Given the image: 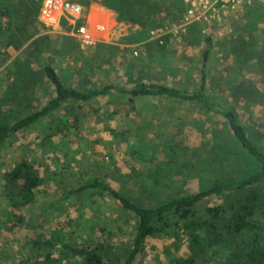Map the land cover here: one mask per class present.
<instances>
[{
  "label": "rangeland",
  "instance_id": "1",
  "mask_svg": "<svg viewBox=\"0 0 264 264\" xmlns=\"http://www.w3.org/2000/svg\"><path fill=\"white\" fill-rule=\"evenodd\" d=\"M171 1L158 2L159 9L145 16L148 22L142 26L116 21L101 0H79L78 23L105 27L85 45L68 20H44L42 0H0V121L12 123L52 95L42 71L47 64L65 87L79 90L158 83L194 91L201 53L209 44L203 64L206 96L216 109H233L264 151V3L223 10L209 22L186 25L159 45L148 39V30L177 24L178 18L168 13L182 4ZM230 146L217 114L193 103L153 96L128 99L115 89L64 103L0 145V264H32L38 256L31 242L55 226L63 227L68 243L104 241L96 252L108 264H121L130 246L132 218L98 189L73 190L87 179L101 178L135 203L153 204L206 186L214 177L224 181L252 170ZM19 159L30 163L39 184L32 202L13 205L1 191L2 175ZM247 189L200 202L193 210L201 216L206 207H234ZM172 222L145 239L135 264H168L163 248ZM231 257L227 247L219 246L213 264H234Z\"/></svg>",
  "mask_w": 264,
  "mask_h": 264
},
{
  "label": "trees",
  "instance_id": "2",
  "mask_svg": "<svg viewBox=\"0 0 264 264\" xmlns=\"http://www.w3.org/2000/svg\"><path fill=\"white\" fill-rule=\"evenodd\" d=\"M133 1L101 0V4L114 13L116 21L145 26L148 22L145 16L154 14L159 9L158 2L161 0ZM179 1L182 4L181 9L178 8L177 12L172 10L174 12L168 13V18H179L184 12L186 4L183 0ZM174 2L175 0H172L170 4ZM260 3L264 1H254L251 4L258 6ZM208 45L206 44L201 53L199 85L194 91L187 92L158 83H136L130 88L103 85L79 90L65 87L54 68L47 64L43 66L42 71L52 86V95L37 110L12 123L0 121L1 145L10 135L52 113L64 103L94 99L105 95L110 89L117 90L128 99L136 96L165 98L174 102L193 103L204 112L217 114L226 131L230 147H233L232 150L241 153L249 165L253 166V169L244 176L224 181L214 177L206 186H199L194 191L186 189L180 194L167 195L164 199L155 200V203L148 205L135 203L101 178L87 179L73 190V193H79L82 190L98 189L115 200L125 215L132 218L130 246L121 264H135L134 261L142 252L145 239L155 231L170 226L173 219L168 237L170 240L163 248L168 264H213L215 250L222 245L230 250L231 263L264 264V151L251 139L233 109H216L206 96L203 64L208 58ZM255 57H259V54ZM2 180L1 191L9 196L13 205L32 202L39 184L38 176L26 159H19L14 163L3 173ZM244 188H248L247 192L238 199L236 206L228 207L231 209L229 214H223L228 209L219 205L206 207L205 214L201 216L193 210L200 202L237 194ZM256 212L261 214L255 215ZM103 242L97 240L94 243L91 241L83 244L68 243L63 227H51L45 229L37 240L31 242L38 256L32 264H68L70 259L76 260L74 264H108L100 253L96 252L103 248Z\"/></svg>",
  "mask_w": 264,
  "mask_h": 264
},
{
  "label": "built area",
  "instance_id": "3",
  "mask_svg": "<svg viewBox=\"0 0 264 264\" xmlns=\"http://www.w3.org/2000/svg\"><path fill=\"white\" fill-rule=\"evenodd\" d=\"M186 8L182 15L178 18L177 24H165L161 28H150L148 30V39L162 44L164 39L172 36L186 25L193 22L205 23L215 18L219 12L234 8L243 3L264 1V0H183ZM40 15L47 22H55L60 16L71 21L74 33L79 37L81 43L87 45L94 42L97 38L94 32L90 31L86 25L78 23V19L82 13V7L76 0H42ZM104 30L102 24H96L95 31L99 33ZM98 31V32H97ZM95 33V34H96ZM136 55L137 51H132Z\"/></svg>",
  "mask_w": 264,
  "mask_h": 264
},
{
  "label": "crops",
  "instance_id": "4",
  "mask_svg": "<svg viewBox=\"0 0 264 264\" xmlns=\"http://www.w3.org/2000/svg\"><path fill=\"white\" fill-rule=\"evenodd\" d=\"M89 15V14H88ZM62 19V18H64V19H66L65 17H62V16H60V17H58L57 18V20H59V19ZM56 20V21H57ZM67 20V19H66ZM86 20L87 21H89V22H91L90 20H89V17L86 15ZM70 23H71V21L70 20H68ZM89 24V23H88ZM96 24H100V23H96ZM96 24L95 23H91L90 25H91V27H87L90 31H92V32H94V34L96 33V31H95V27H96ZM103 25V24H102ZM94 26V27H93ZM103 27H104V25H103ZM105 28V27H104ZM104 31V30H103ZM98 32V31H97ZM102 32V31H101ZM101 32H99V33H101ZM97 34V33H96Z\"/></svg>",
  "mask_w": 264,
  "mask_h": 264
}]
</instances>
